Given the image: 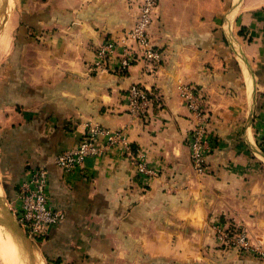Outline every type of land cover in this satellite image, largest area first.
I'll list each match as a JSON object with an SVG mask.
<instances>
[{
	"label": "crops",
	"instance_id": "crops-1",
	"mask_svg": "<svg viewBox=\"0 0 264 264\" xmlns=\"http://www.w3.org/2000/svg\"><path fill=\"white\" fill-rule=\"evenodd\" d=\"M139 1L0 0L5 195L11 203L28 169L47 167L66 216L37 242L39 264H264V0H157L149 39L160 61L125 70ZM106 42L115 46L103 58ZM132 84L152 93L148 121L126 110ZM186 85L209 117L203 174L190 158ZM94 126L122 131L124 143L78 170L54 163ZM137 153L150 174L137 171ZM219 228L243 233L247 248Z\"/></svg>",
	"mask_w": 264,
	"mask_h": 264
},
{
	"label": "built area",
	"instance_id": "built-area-1",
	"mask_svg": "<svg viewBox=\"0 0 264 264\" xmlns=\"http://www.w3.org/2000/svg\"><path fill=\"white\" fill-rule=\"evenodd\" d=\"M157 8V0H140L139 12L132 27L127 30L122 39V55L120 68H128L142 58L148 65L158 64L161 53L150 43L149 29ZM114 43L106 42L98 53L103 58L108 57L114 48ZM182 96L186 102L193 127L189 132L188 145L194 170L203 174L208 169L207 157L211 146L208 137L209 117L202 109L200 92L186 85L182 88ZM154 99L150 90L139 84H132L126 94V110L132 116L148 121L154 108ZM101 137L105 140L100 141ZM118 143H124L122 131L111 130L101 126L89 127L79 144L69 148L54 157V163L59 167L74 171L82 168L84 160L89 156L102 154L104 150ZM264 147V135L262 137ZM134 165L139 173L150 174L151 170L143 162L138 153L134 157ZM49 172L45 165H36L28 169L25 177L19 182L17 193L11 202V212L22 230L33 240H44L50 229L58 226L65 219V212L53 206L50 199ZM217 227V226H216ZM218 238L247 248L243 233L218 229ZM264 251V250H263Z\"/></svg>",
	"mask_w": 264,
	"mask_h": 264
},
{
	"label": "bare ground",
	"instance_id": "bare-ground-1",
	"mask_svg": "<svg viewBox=\"0 0 264 264\" xmlns=\"http://www.w3.org/2000/svg\"><path fill=\"white\" fill-rule=\"evenodd\" d=\"M2 11L5 12L6 10L5 11L2 10ZM2 20L3 19H1V21ZM8 31L9 29L7 28V26H4V30L0 32L1 52H6L9 48L10 39H9ZM0 193H1V189H0ZM7 216H8L7 209L4 205L3 199L0 196V264H22L20 261V256L23 255L30 257L29 264H35L36 262H34L35 256H34V252L32 251L33 248L32 245L24 242V240L20 237V235L17 232H14L13 228L10 229L8 226H6ZM22 250L25 252V254L22 253Z\"/></svg>",
	"mask_w": 264,
	"mask_h": 264
},
{
	"label": "rangeland",
	"instance_id": "rangeland-1",
	"mask_svg": "<svg viewBox=\"0 0 264 264\" xmlns=\"http://www.w3.org/2000/svg\"><path fill=\"white\" fill-rule=\"evenodd\" d=\"M0 4H3V8H4L5 2H1ZM8 8H9V6L5 5V10L8 9ZM7 13L8 12L6 10V12H3L2 15L4 14L3 16H5ZM4 57H5V54L3 56L0 55L1 59L4 58ZM5 170H6V166L4 164V160H3L2 154L0 152V189H1L0 196L3 199L4 205H5L6 209L8 210V212L10 213V216L14 220L15 219L14 215L11 212V203H10L9 199L6 197L5 192H4V188H3V180H4ZM27 237H29V236L27 235ZM30 243H31V245L33 247L32 251L34 252V256H35V258H34L35 261L34 262H36L35 264H39V262L41 260V255H40V253L38 251L39 250L38 249L39 246L37 244V241H33L32 240V242H30ZM22 253L25 254V252L23 250H22ZM29 258H30L29 256H24L23 255V256H20V261H21L22 264H29V262H30Z\"/></svg>",
	"mask_w": 264,
	"mask_h": 264
},
{
	"label": "water",
	"instance_id": "water-1",
	"mask_svg": "<svg viewBox=\"0 0 264 264\" xmlns=\"http://www.w3.org/2000/svg\"><path fill=\"white\" fill-rule=\"evenodd\" d=\"M6 226H8L10 229L13 228L14 232H17L20 237L24 240V242L31 244L30 242H32V239L27 237L26 233L22 230L16 218L13 220L9 212L6 220Z\"/></svg>",
	"mask_w": 264,
	"mask_h": 264
},
{
	"label": "trees",
	"instance_id": "trees-1",
	"mask_svg": "<svg viewBox=\"0 0 264 264\" xmlns=\"http://www.w3.org/2000/svg\"><path fill=\"white\" fill-rule=\"evenodd\" d=\"M31 167H32V166H31ZM29 169H30V168H29ZM17 187H18V185H17ZM16 193H17V188H16ZM39 241H43V240L38 239L37 242H39Z\"/></svg>",
	"mask_w": 264,
	"mask_h": 264
}]
</instances>
